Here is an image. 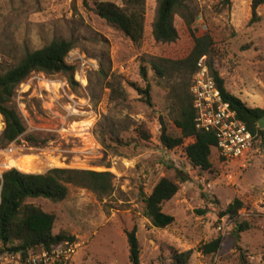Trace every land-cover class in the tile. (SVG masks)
Instances as JSON below:
<instances>
[{
  "label": "rangeland",
  "instance_id": "obj_1",
  "mask_svg": "<svg viewBox=\"0 0 264 264\" xmlns=\"http://www.w3.org/2000/svg\"><path fill=\"white\" fill-rule=\"evenodd\" d=\"M85 1L0 0V69L16 64L26 51L70 39L75 47L66 61L74 66L78 82L73 90L62 73L34 71L18 85L13 103L26 130L0 149V173L11 167L34 173L59 167L113 174L109 196L69 185L61 202L26 199L55 215L54 234L75 237L67 264H130L125 231L134 226L139 264H170L171 249H191L188 264H264V160L252 154L224 162L211 147L212 167L203 172L191 166L184 146L168 150L159 141L160 118L171 136L180 135L173 122L176 104L166 83L151 71L143 79L140 65L150 53L185 55L191 39L180 18L173 19L179 32L175 43H153L150 25L157 0H145L146 31L136 45L94 13L93 0ZM104 1L122 6L121 0ZM184 2L194 14L193 33L213 40L205 63H211L229 93L249 107L264 108V0L253 22L251 0ZM110 79L120 81L124 97L110 99ZM147 82L151 106L130 85L143 88ZM177 84L178 78H172L170 85ZM3 127L0 115V132ZM137 127L150 137L143 139ZM162 177L178 184L176 194L162 205L174 220L155 228L144 216L140 193L149 194ZM235 198L242 207L222 234L219 213ZM236 222L247 223L248 229L236 235ZM218 236L220 248L202 254L200 247Z\"/></svg>",
  "mask_w": 264,
  "mask_h": 264
},
{
  "label": "trees",
  "instance_id": "obj_2",
  "mask_svg": "<svg viewBox=\"0 0 264 264\" xmlns=\"http://www.w3.org/2000/svg\"><path fill=\"white\" fill-rule=\"evenodd\" d=\"M122 6L111 1L93 0L94 13L108 24L116 27L127 36L132 43L139 45L145 36V0H121ZM84 3L86 1L84 0ZM263 0H251V22L258 19L256 9ZM177 15L191 39V45L183 56L174 57L163 54L150 53L140 65V73L144 80L147 72L151 71L159 82H165L169 87L176 107L173 122L180 130L179 136H171L165 122L160 118L159 141L163 147L170 150L184 146V151L192 167L200 171H210L211 147L216 144L213 133L205 132L195 127L196 115L190 92L191 77L197 68V62L202 56L207 58L212 52L213 40L209 34L195 35L191 28L194 14L188 10L184 0H157L155 18L150 25V36L153 43L171 45L179 38V32L173 19ZM75 47L70 39H54L43 47L26 51L19 61L7 68L0 69V115L4 127L0 132V149L17 140L26 128L19 114L13 97L16 89L32 72H42L47 75L62 73L66 76L71 89L76 90L78 82L74 79V66L66 61L68 52ZM222 96L230 108L235 112L249 130L255 132L261 118H264V108L249 107L237 96L229 93L223 79L208 63ZM178 78L176 87L170 85L172 78ZM130 85L140 94L146 104L152 105L150 97V83L141 88L134 83ZM106 87L109 89L110 99L125 96L120 81L110 79ZM172 110V109H171ZM143 139L150 137L148 131L137 127ZM31 139V138H30ZM187 140H190L185 144ZM113 174L109 171H94L84 169H70L53 167L43 173L23 172L14 167L8 168L0 174V246L9 249L34 248L56 245L63 241H75L73 235L64 231L53 233L55 215L42 210L39 206L26 202L29 198H45L53 203L63 201L68 194V186L86 188L98 197L109 196L113 191ZM185 181V177H180ZM178 184L170 178L162 177L153 186L149 194L140 193L144 204V216L155 228H165L174 218L163 212L162 205L169 201L177 192ZM242 202L235 198L219 215L235 218ZM248 229L247 223L236 222L234 232ZM129 252V263L139 264V242L136 237V227L125 231ZM220 236L200 247L202 254L215 253L221 246ZM191 249L178 251L171 249L170 264H188ZM245 263V262H243Z\"/></svg>",
  "mask_w": 264,
  "mask_h": 264
},
{
  "label": "built area",
  "instance_id": "obj_3",
  "mask_svg": "<svg viewBox=\"0 0 264 264\" xmlns=\"http://www.w3.org/2000/svg\"><path fill=\"white\" fill-rule=\"evenodd\" d=\"M206 56L197 62L192 75L190 92L196 115L195 127L214 134L215 149L219 160L228 162L256 154L264 160V124L261 133L252 132L237 118L229 104L222 99L220 90L205 63ZM232 227V218L224 215L217 226L222 234ZM76 244L63 241L49 248L9 249L0 246V264H67Z\"/></svg>",
  "mask_w": 264,
  "mask_h": 264
},
{
  "label": "water",
  "instance_id": "obj_4",
  "mask_svg": "<svg viewBox=\"0 0 264 264\" xmlns=\"http://www.w3.org/2000/svg\"><path fill=\"white\" fill-rule=\"evenodd\" d=\"M263 124H264V118H261L258 125L259 127H263Z\"/></svg>",
  "mask_w": 264,
  "mask_h": 264
},
{
  "label": "crops",
  "instance_id": "obj_5",
  "mask_svg": "<svg viewBox=\"0 0 264 264\" xmlns=\"http://www.w3.org/2000/svg\"><path fill=\"white\" fill-rule=\"evenodd\" d=\"M1 174V173H0Z\"/></svg>",
  "mask_w": 264,
  "mask_h": 264
}]
</instances>
